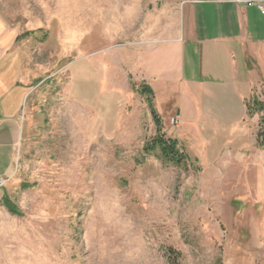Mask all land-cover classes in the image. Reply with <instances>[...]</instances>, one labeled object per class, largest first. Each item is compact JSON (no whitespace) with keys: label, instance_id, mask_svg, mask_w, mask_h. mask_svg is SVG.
<instances>
[{"label":"rangeland","instance_id":"obj_1","mask_svg":"<svg viewBox=\"0 0 264 264\" xmlns=\"http://www.w3.org/2000/svg\"><path fill=\"white\" fill-rule=\"evenodd\" d=\"M189 1L125 0L142 4L137 29H156L144 44L117 39L119 0H8L19 17L29 13L33 35L30 54H18L29 92L0 186V264H264V165H251L264 152L217 161L183 100L177 52ZM101 4L104 26L88 25ZM255 81L247 105L264 104V79ZM142 85L162 137L189 155L185 167L145 154L157 127ZM184 104L181 125L171 127L173 107ZM262 118L264 109L247 115L257 133ZM228 135L214 141L224 155ZM253 140L248 133L246 152Z\"/></svg>","mask_w":264,"mask_h":264},{"label":"crops","instance_id":"obj_2","mask_svg":"<svg viewBox=\"0 0 264 264\" xmlns=\"http://www.w3.org/2000/svg\"><path fill=\"white\" fill-rule=\"evenodd\" d=\"M123 1L119 0L118 4L117 39L131 43L153 42L155 27L136 28L143 16L142 4ZM248 1L254 0H191L184 13L186 30L183 29L177 52L178 79L183 86V100L186 97L187 105L194 110V121L202 138L214 149L212 154L218 156L217 161L243 163L253 150L264 152V146L257 147V128L251 129L253 126L247 120L246 110L252 85L259 77L264 79L257 63L258 54H264V15L254 7H247ZM12 6V2L0 0V180L3 181L7 180L13 167L21 131V107L29 92V87L20 82L18 54H30L28 43L33 35L28 25L29 13L25 19L19 17L13 13ZM171 9L166 8L164 14L172 13L174 10ZM106 10L103 4L93 8L100 13L101 19L92 14L88 17L92 20L88 25L104 26ZM150 10L152 12L151 7ZM157 15L155 12L156 18ZM171 25L172 22L169 28L173 27ZM72 35L69 34V39ZM130 36L138 39L125 40ZM22 39L27 42L21 43ZM173 108L180 119L185 104L181 110ZM225 132L231 136L224 139L228 146L224 155V150L215 149L217 142L214 144V141L219 138L217 135ZM248 133L255 141L251 151L246 152L244 139ZM251 165L263 166L264 157L261 155V159L256 163L252 161Z\"/></svg>","mask_w":264,"mask_h":264},{"label":"trees","instance_id":"obj_3","mask_svg":"<svg viewBox=\"0 0 264 264\" xmlns=\"http://www.w3.org/2000/svg\"><path fill=\"white\" fill-rule=\"evenodd\" d=\"M140 95L146 96L147 95V102L148 106L152 115V119L157 127V134L151 140L149 145H146L144 148L145 154L152 155L156 151L160 154L161 158L166 162L175 165L176 167H185L186 162L190 161V157L187 153L183 150L179 149L178 142L176 140H165L162 135L160 134L161 125L158 120V116L154 111V107L152 104L153 93L149 87L144 85L140 86L138 90H136ZM264 109V104L258 102V100L253 97L250 105L246 104L247 115L251 116L256 112H262ZM261 124L259 131L256 135V142L257 147L262 148L264 146V118L261 119ZM2 204L7 212L12 216H19V211L16 207L11 203L9 198L6 196L2 199ZM168 260L171 263H174L175 260L178 258V255L174 251H169V255L167 256Z\"/></svg>","mask_w":264,"mask_h":264},{"label":"built area","instance_id":"obj_4","mask_svg":"<svg viewBox=\"0 0 264 264\" xmlns=\"http://www.w3.org/2000/svg\"><path fill=\"white\" fill-rule=\"evenodd\" d=\"M247 7H254L256 8L262 15H264V0H254L248 1L245 3ZM169 124L173 128H177L181 125V120L178 116H173L169 119ZM4 183L3 180H0V186Z\"/></svg>","mask_w":264,"mask_h":264}]
</instances>
